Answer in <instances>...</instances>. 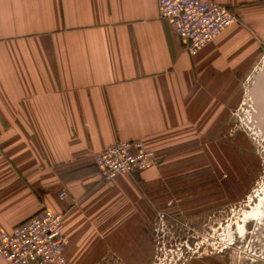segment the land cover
<instances>
[{
    "label": "crops",
    "instance_id": "1",
    "mask_svg": "<svg viewBox=\"0 0 264 264\" xmlns=\"http://www.w3.org/2000/svg\"><path fill=\"white\" fill-rule=\"evenodd\" d=\"M202 1L237 22L193 57L158 0H0V235L48 208L72 264L137 241L169 164L220 131L264 50V0ZM120 141L157 164L105 183L96 155Z\"/></svg>",
    "mask_w": 264,
    "mask_h": 264
},
{
    "label": "rangeland",
    "instance_id": "2",
    "mask_svg": "<svg viewBox=\"0 0 264 264\" xmlns=\"http://www.w3.org/2000/svg\"><path fill=\"white\" fill-rule=\"evenodd\" d=\"M263 84L261 50L236 84L235 106L220 131L205 132L186 159L169 164L137 241L121 235L119 253L98 264H264Z\"/></svg>",
    "mask_w": 264,
    "mask_h": 264
},
{
    "label": "built area",
    "instance_id": "3",
    "mask_svg": "<svg viewBox=\"0 0 264 264\" xmlns=\"http://www.w3.org/2000/svg\"><path fill=\"white\" fill-rule=\"evenodd\" d=\"M159 18L175 30L187 52L195 57L237 22L223 5L202 0H158ZM157 155L142 141H120L96 155L99 176L105 183L121 175L134 178L154 167ZM65 191L59 194L65 199ZM65 213L45 208L11 232L0 235L4 264H72L65 251Z\"/></svg>",
    "mask_w": 264,
    "mask_h": 264
},
{
    "label": "water",
    "instance_id": "4",
    "mask_svg": "<svg viewBox=\"0 0 264 264\" xmlns=\"http://www.w3.org/2000/svg\"><path fill=\"white\" fill-rule=\"evenodd\" d=\"M259 97H260V104H259V108L258 109H259L260 112H262V113L259 112V114H264V111H263V103H264V100L262 102V99L264 98V84L262 86H260ZM260 120L264 124V120H262L261 118H260ZM263 127H264V125H263Z\"/></svg>",
    "mask_w": 264,
    "mask_h": 264
},
{
    "label": "bare ground",
    "instance_id": "5",
    "mask_svg": "<svg viewBox=\"0 0 264 264\" xmlns=\"http://www.w3.org/2000/svg\"><path fill=\"white\" fill-rule=\"evenodd\" d=\"M262 203H263V202H262ZM259 205H261V204H259ZM262 205H263V204H262ZM257 208H258V207H257ZM260 208H261V207H260ZM258 211H259V208H258V210H257L256 212L258 213V215H260ZM257 213H256V214H257ZM260 213H261V212H260ZM252 215H254V214H252ZM261 216H262V215H261ZM250 217H251V215H250Z\"/></svg>",
    "mask_w": 264,
    "mask_h": 264
}]
</instances>
